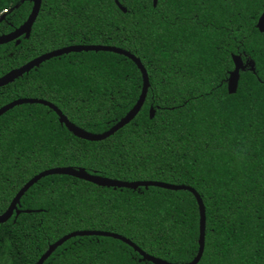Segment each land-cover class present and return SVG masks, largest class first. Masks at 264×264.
<instances>
[{"label": "trees", "instance_id": "trees-1", "mask_svg": "<svg viewBox=\"0 0 264 264\" xmlns=\"http://www.w3.org/2000/svg\"><path fill=\"white\" fill-rule=\"evenodd\" d=\"M43 0L31 36L0 45V78L44 53L109 45L138 57L150 89L139 114L103 141L75 136L51 108L17 106L0 117V215L35 175L83 168L121 181L193 187L206 208L198 264H264V0ZM29 0H0V35L19 28ZM7 10L6 13H3ZM232 55L245 63L228 90ZM141 71L124 55L79 52L42 63L0 88V108L21 98L56 105L78 127L108 131L137 103ZM151 107L155 111L150 117ZM0 224V264H36L74 231L122 235L174 264L199 250L193 193L112 188L67 175L42 178ZM31 211V212H26ZM44 264H153L114 238L75 237Z\"/></svg>", "mask_w": 264, "mask_h": 264}, {"label": "water", "instance_id": "water-1", "mask_svg": "<svg viewBox=\"0 0 264 264\" xmlns=\"http://www.w3.org/2000/svg\"><path fill=\"white\" fill-rule=\"evenodd\" d=\"M29 1L33 3V7L27 20L15 31L9 34L0 35V45H4L16 40H17V44H19L20 43L19 39L22 36H25L26 38H29L31 36L32 28L39 16L43 0H29ZM158 1L159 0H153L155 7L157 6ZM116 3L123 12L125 13L127 12V9L123 7L119 1L116 0ZM257 28L260 30L261 33H264V13L260 16L258 20ZM89 51H95V52L103 51V52H111V53L124 55L125 57L131 59L137 65L138 69L141 71L142 74L143 86H142L141 95L137 103L127 113L125 117H123L117 124L111 127L108 131L101 134L90 133L78 127L74 123H72L56 105L52 104L47 100L37 99V98H21L6 104L5 106L0 108V117L5 113H7L8 111H10L11 109L20 105L41 104L54 110L59 116L60 123L64 124L75 136L93 142L103 141L109 138L110 136L114 135L116 132H118L126 125H128L132 120L135 119V117L139 114L142 107L144 106L151 84H150L148 72L144 67L143 63L141 62V60L135 55H133L131 52L124 50L122 48L109 46V45H71L67 47H62L44 53L41 56L36 57L35 59L29 61L25 65L17 69H13L6 75L2 76L0 78V88L8 85L9 83L14 82L19 77H22L24 74L29 73L32 69L39 67L42 63L49 61L53 58L60 57L62 55H66L70 53L89 52ZM232 58L234 62V70H232L229 73L228 90L230 94H235L237 92L239 85L240 71L245 69L247 66L251 67L252 70H254L255 63L253 61H248L247 63H245L241 55H232ZM154 116H155V111L151 107L150 117L154 118ZM51 175H67L87 181L89 183H93L100 187L132 188V189H137L139 187H146V188L159 187L162 189L173 190V191L186 190L193 193V195L197 199L199 206V250L194 260L185 264H198L201 261L205 251L206 225H207L206 208L200 194L193 187L187 185H174L171 183H166L161 181H149V180L132 181V182L121 181L116 179H110L107 177L92 175L83 168L76 169L73 167H55L44 170L41 173L35 175L18 191V193L11 201L7 210L0 215V224L6 223L8 220H10L14 215V213L19 215L21 211L18 209V205L20 204L21 198L38 181H40L42 178ZM26 212H31V211H26ZM82 236H98V237H109V238L118 239L128 244L130 247H132L136 252H138L142 256L144 260H147L153 264H174L164 259L146 253L134 242H132L130 239L122 235L106 232V231H99V230L74 231L70 234L63 236L61 239H59L58 241H56L55 243L49 246L48 250L42 255V257L39 259V261L36 264H44L46 260L56 251V249L62 246L65 242H67L72 238L82 237Z\"/></svg>", "mask_w": 264, "mask_h": 264}, {"label": "built area", "instance_id": "built-area-1", "mask_svg": "<svg viewBox=\"0 0 264 264\" xmlns=\"http://www.w3.org/2000/svg\"><path fill=\"white\" fill-rule=\"evenodd\" d=\"M7 10H4L3 13H6Z\"/></svg>", "mask_w": 264, "mask_h": 264}]
</instances>
